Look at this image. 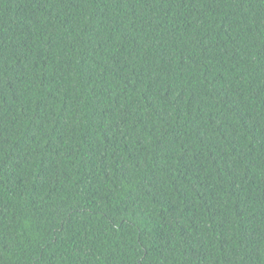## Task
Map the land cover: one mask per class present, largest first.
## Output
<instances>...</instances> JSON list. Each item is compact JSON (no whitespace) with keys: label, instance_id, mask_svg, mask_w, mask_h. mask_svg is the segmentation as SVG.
I'll return each mask as SVG.
<instances>
[{"label":"trees","instance_id":"obj_1","mask_svg":"<svg viewBox=\"0 0 264 264\" xmlns=\"http://www.w3.org/2000/svg\"><path fill=\"white\" fill-rule=\"evenodd\" d=\"M0 264H264V0H0Z\"/></svg>","mask_w":264,"mask_h":264}]
</instances>
